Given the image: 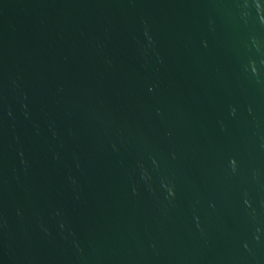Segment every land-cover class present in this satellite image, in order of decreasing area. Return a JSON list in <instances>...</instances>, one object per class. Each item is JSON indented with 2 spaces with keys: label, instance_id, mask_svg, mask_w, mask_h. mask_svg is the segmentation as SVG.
Wrapping results in <instances>:
<instances>
[{
  "label": "water",
  "instance_id": "95a60500",
  "mask_svg": "<svg viewBox=\"0 0 264 264\" xmlns=\"http://www.w3.org/2000/svg\"><path fill=\"white\" fill-rule=\"evenodd\" d=\"M0 264H264V0H0Z\"/></svg>",
  "mask_w": 264,
  "mask_h": 264
}]
</instances>
